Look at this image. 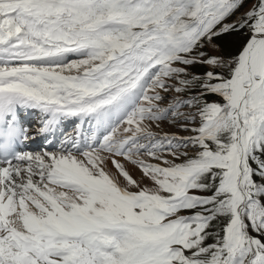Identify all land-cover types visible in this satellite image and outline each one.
<instances>
[{
	"label": "snow or ice",
	"instance_id": "obj_1",
	"mask_svg": "<svg viewBox=\"0 0 264 264\" xmlns=\"http://www.w3.org/2000/svg\"><path fill=\"white\" fill-rule=\"evenodd\" d=\"M0 264H264V0H0Z\"/></svg>",
	"mask_w": 264,
	"mask_h": 264
},
{
	"label": "rangeland",
	"instance_id": "obj_2",
	"mask_svg": "<svg viewBox=\"0 0 264 264\" xmlns=\"http://www.w3.org/2000/svg\"><path fill=\"white\" fill-rule=\"evenodd\" d=\"M240 42H241V36H240V34H233V35L228 36L227 39L225 40L226 47L223 49L224 52H225V54L235 52L237 50V48L239 47ZM33 115H35V114H33ZM37 121H39L37 119V115L36 116H33L32 117V121L30 122L31 123L30 126H32V125L33 126L39 125L37 123ZM162 128H163L164 131H168V132L176 131V129L171 128L168 125H162ZM181 134L183 135V133H181ZM40 148H41V146H39L38 148H35V149L37 151V150H40ZM136 174L138 175V172Z\"/></svg>",
	"mask_w": 264,
	"mask_h": 264
},
{
	"label": "bare ground",
	"instance_id": "obj_3",
	"mask_svg": "<svg viewBox=\"0 0 264 264\" xmlns=\"http://www.w3.org/2000/svg\"><path fill=\"white\" fill-rule=\"evenodd\" d=\"M34 112H31V113H23V122L24 124H27L28 122H30V120L32 119V114ZM38 114V119H40V114L38 112H35ZM30 132L34 131L38 126H31V127H28L26 126ZM63 127V130L65 133H70L74 127V121L69 119V120H66L65 123L62 125ZM26 145L28 146V149L27 150H31V151H36L35 148H38L39 146H42V140L41 139H36L34 141H30V142H27ZM50 150V149H49Z\"/></svg>",
	"mask_w": 264,
	"mask_h": 264
},
{
	"label": "trees",
	"instance_id": "obj_4",
	"mask_svg": "<svg viewBox=\"0 0 264 264\" xmlns=\"http://www.w3.org/2000/svg\"><path fill=\"white\" fill-rule=\"evenodd\" d=\"M227 37L228 36L221 37V38L217 39V41H216V43L220 44L223 49L226 47L225 40L227 39Z\"/></svg>",
	"mask_w": 264,
	"mask_h": 264
}]
</instances>
